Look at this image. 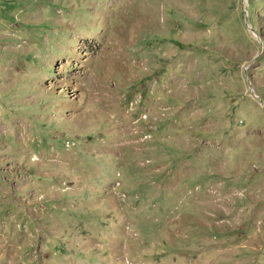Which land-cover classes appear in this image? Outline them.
I'll return each instance as SVG.
<instances>
[{
    "label": "rangeland",
    "instance_id": "obj_1",
    "mask_svg": "<svg viewBox=\"0 0 264 264\" xmlns=\"http://www.w3.org/2000/svg\"><path fill=\"white\" fill-rule=\"evenodd\" d=\"M0 264H264V0H0Z\"/></svg>",
    "mask_w": 264,
    "mask_h": 264
}]
</instances>
